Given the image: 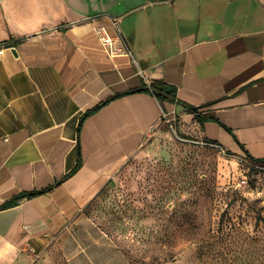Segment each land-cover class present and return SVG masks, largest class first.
<instances>
[{
  "label": "crops",
  "instance_id": "obj_1",
  "mask_svg": "<svg viewBox=\"0 0 264 264\" xmlns=\"http://www.w3.org/2000/svg\"><path fill=\"white\" fill-rule=\"evenodd\" d=\"M1 1L0 45L14 49L0 56V264H22L26 248L68 264H131L83 212L164 116L264 160V0ZM99 27L132 57L110 56ZM154 80L174 86L179 103L139 91ZM117 95L79 134L83 115ZM184 104L209 105L201 116L215 120Z\"/></svg>",
  "mask_w": 264,
  "mask_h": 264
},
{
  "label": "rangeland",
  "instance_id": "obj_2",
  "mask_svg": "<svg viewBox=\"0 0 264 264\" xmlns=\"http://www.w3.org/2000/svg\"><path fill=\"white\" fill-rule=\"evenodd\" d=\"M173 124L145 137L84 209L85 222L131 264H264V169ZM22 264L68 262L53 250Z\"/></svg>",
  "mask_w": 264,
  "mask_h": 264
},
{
  "label": "trees",
  "instance_id": "obj_3",
  "mask_svg": "<svg viewBox=\"0 0 264 264\" xmlns=\"http://www.w3.org/2000/svg\"><path fill=\"white\" fill-rule=\"evenodd\" d=\"M9 43V42H7ZM14 43H17L14 42ZM142 91H149L158 101L161 105H164L166 102H170V103H174L177 102L179 103L178 100V96H177V89L174 86H171L167 83H165L164 81H159V80H154L151 84H149L148 87H146L144 90ZM119 97L118 95L106 102H103L99 105H97L96 107H94L91 110H88L82 117L81 122L79 124V128H78V132L80 134L83 122L85 121V119H87L89 116H91L92 114H94L95 112H97L98 110H100L104 105H106L107 103H109L110 101H112L113 99ZM185 105V104H184ZM209 105H205V106H201V107H192V106H187L185 105V107L188 109V111L192 114H195V116L197 118L200 119L201 122H204L205 120H215L213 117H205L201 116V110L203 108L208 107ZM229 130V129H228ZM206 143L208 144H212V145H219L217 142L215 141H209V140H205ZM247 160H249L250 162L253 163V165H256L257 167H264V160H257L252 158L251 156H248L246 158ZM82 166V163L79 162L77 164V166L65 177V179L73 176ZM51 188H48L45 191H41V192H30V193H25L20 195L19 197H17L16 199H14L12 202H10V206L14 205L17 201L24 199L26 197H35L37 195H40L42 193H45L47 191H49Z\"/></svg>",
  "mask_w": 264,
  "mask_h": 264
},
{
  "label": "built area",
  "instance_id": "obj_4",
  "mask_svg": "<svg viewBox=\"0 0 264 264\" xmlns=\"http://www.w3.org/2000/svg\"><path fill=\"white\" fill-rule=\"evenodd\" d=\"M97 34L102 43V46L110 56H129L132 57V52L129 47L122 41L119 34L113 36L106 27H99ZM7 49H14L13 44L5 43L0 45V56H2ZM168 124L172 126V122L168 120L167 116H164ZM263 168L264 167H260ZM23 251L30 257H36L32 248H26Z\"/></svg>",
  "mask_w": 264,
  "mask_h": 264
},
{
  "label": "water",
  "instance_id": "obj_5",
  "mask_svg": "<svg viewBox=\"0 0 264 264\" xmlns=\"http://www.w3.org/2000/svg\"><path fill=\"white\" fill-rule=\"evenodd\" d=\"M145 88H143V89H139V91H142V90H144ZM218 146V145H217ZM219 147H221V146H219Z\"/></svg>",
  "mask_w": 264,
  "mask_h": 264
}]
</instances>
